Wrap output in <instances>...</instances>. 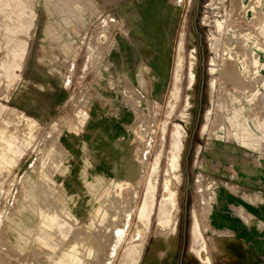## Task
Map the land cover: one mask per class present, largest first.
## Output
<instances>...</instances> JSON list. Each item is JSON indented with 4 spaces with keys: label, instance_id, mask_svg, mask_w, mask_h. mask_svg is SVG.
Instances as JSON below:
<instances>
[{
    "label": "rangeland",
    "instance_id": "1",
    "mask_svg": "<svg viewBox=\"0 0 264 264\" xmlns=\"http://www.w3.org/2000/svg\"><path fill=\"white\" fill-rule=\"evenodd\" d=\"M245 20L239 0H0V264L209 261L218 166L264 168Z\"/></svg>",
    "mask_w": 264,
    "mask_h": 264
},
{
    "label": "crops",
    "instance_id": "2",
    "mask_svg": "<svg viewBox=\"0 0 264 264\" xmlns=\"http://www.w3.org/2000/svg\"><path fill=\"white\" fill-rule=\"evenodd\" d=\"M239 1L240 5L244 6L248 19L244 21L243 26L245 39L252 35H249L248 30L254 29V34H257L263 43L264 0ZM252 10L253 13L256 10L257 16H253L249 21L248 15ZM251 114L244 113L243 118L264 121V112L254 116ZM263 131L264 127L261 128V135L264 134ZM218 169L228 172L223 176L224 186L213 192L210 203L209 231L218 241L209 246V261L201 260L196 254L192 264H264V168L258 172L248 166L234 167L222 163ZM252 188L257 190L252 192ZM253 198L257 199V202H252ZM235 238L240 239L239 244L233 242L229 247L228 242ZM230 248L234 251L230 252Z\"/></svg>",
    "mask_w": 264,
    "mask_h": 264
},
{
    "label": "bare ground",
    "instance_id": "3",
    "mask_svg": "<svg viewBox=\"0 0 264 264\" xmlns=\"http://www.w3.org/2000/svg\"><path fill=\"white\" fill-rule=\"evenodd\" d=\"M176 95H177V94H176ZM173 157H174L173 161L169 163V169H170L171 171H173V172H176V171H177V166H176V162H175V159L177 158V157H176V154H175ZM170 170H169V172H170ZM169 174H170V173H169ZM170 176H171V175H170ZM167 177H168V176H167ZM169 179H170V177H169ZM167 181H168V180H167ZM169 181H170V180H169ZM173 183H174V182H173ZM166 185H167V186H166V188H165V189H166V194H165V195H169L170 192H171L172 187L169 186V183H167ZM172 186H173V185H172ZM174 187H175V186H174ZM131 188H132V187H131ZM172 191H176V190H172ZM177 192H178V191H177ZM125 193H126V192H125ZM91 194H92V193H91ZM129 195H130V194H129ZM92 196H94V195H92ZM134 196H135V195H134ZM129 198H130V197H129ZM129 198H127V199H129ZM133 198H134V197H133ZM174 198H175V197H174ZM167 199H168V198H167ZM129 200H130V202L132 201L131 198H130ZM126 201H127V200H126ZM133 201H134V200H133ZM127 202H129V201H127ZM129 204H130V203H129ZM131 204L133 205V203H131ZM131 204H130V205H131ZM129 207H130V206H129ZM129 212H130V211H129ZM167 213H168V212H167ZM128 215L130 216V214H128ZM173 216H174V215H173ZM57 218H58V217H57ZM55 220H56V219H55ZM160 224H163V222L160 223ZM160 224H159V225H160ZM51 225H52V224H51ZM51 225H50V226H51ZM66 229H67V228H66ZM164 229H165V228H164ZM57 230H58V229H57ZM94 246H95V245H94ZM99 246H101V245H99ZM110 248H111V247H110ZM167 248H168V247H167ZM101 249H102V248H101ZM97 250H99V249H97ZM97 250H96V251H97ZM100 251H101V250H100ZM102 251H103V249H102ZM104 251H105V250H104ZM201 251L203 252V256H202V257H204V256H205V255H204V250H201ZM98 252H99V251H98ZM98 252H97V253H98ZM202 252H201V253H202ZM97 253H96V254H97ZM100 255H101V254H100ZM100 255H99V256H100ZM102 255H104V252H103ZM105 255H106V254H105ZM105 255H104V256H105ZM107 255H108V254H107ZM97 256H98V254H97ZM99 256H98V257H99ZM95 257H96V256H95ZM98 257H96V259H97ZM106 257H107V256H106ZM97 260H98V259H97ZM99 261H101V258L99 259ZM90 263H91V262H90ZM99 263H100V262H99Z\"/></svg>",
    "mask_w": 264,
    "mask_h": 264
}]
</instances>
